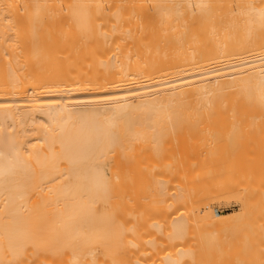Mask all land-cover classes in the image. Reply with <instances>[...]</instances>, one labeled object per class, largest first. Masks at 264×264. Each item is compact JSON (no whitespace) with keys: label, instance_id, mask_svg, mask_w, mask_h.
<instances>
[{"label":"bare ground","instance_id":"1","mask_svg":"<svg viewBox=\"0 0 264 264\" xmlns=\"http://www.w3.org/2000/svg\"><path fill=\"white\" fill-rule=\"evenodd\" d=\"M178 120H264V0H0V264H264L259 143L170 141L137 237L135 157Z\"/></svg>","mask_w":264,"mask_h":264},{"label":"rangeland","instance_id":"2","mask_svg":"<svg viewBox=\"0 0 264 264\" xmlns=\"http://www.w3.org/2000/svg\"><path fill=\"white\" fill-rule=\"evenodd\" d=\"M91 27H93V25ZM99 28H100V26H98L97 29L99 30ZM92 29L90 30L91 32L93 31ZM94 29H96V28H94ZM97 32H100V31H96V34L92 32L93 33L92 36L98 35L99 37H101L102 33L100 32L101 33V35H100V33L98 34ZM89 36L92 37L91 34ZM97 37H96V39H97ZM111 42L112 41L110 40V45H111ZM157 122L161 123V121H157ZM175 123H176V125L177 124L178 125L174 126V127H165L166 131L163 132V134H162L163 137L160 138L159 142H157V143L155 142L154 145L157 144V146H155L157 148L154 147V149H156V152L152 151L153 148L150 147V146H152L151 144H153L154 142L150 143L151 142L150 141L149 146L146 145V150H145V146L142 145L141 140L136 141L137 143L135 142V150L137 149V151H138V149L140 150V144L142 145L141 150L138 151V153H137L138 156L139 155L140 156L135 157V159H137V162H139L137 165V167H139V169H138V168H136L137 162L135 160V162H136L135 163V168H136L135 170H139V171H135V181H139L138 178H140L141 180L143 178V180H144V182L142 181L143 185H140L141 183H139V182H135V190L138 191V192L135 191V193H136L135 205L138 204V206L137 205L135 206V214H136V212H139L136 209H140V207L142 206L141 204L144 203V205L142 206V209H141L142 212H140L141 217L143 218L144 216H149L150 214H152V216H153V218L151 216H149V218L145 217L146 220L136 218L138 220L135 222V224L137 225V227H136L137 228V237H140V238L141 237L143 238L145 236V232H144V228H143L144 224L145 225L148 224L146 222L150 218L151 219L155 218V212H154L155 209L157 207H159V210H160L159 214L160 215L164 209V204H162V203L160 204V206H157V207H156L157 204H154V206H152V204H153L151 202L152 198H150V197L153 194L158 195L161 193V192H158V193L155 192L154 193L152 191V189L154 188L153 190H155V187H152V189H151L152 195L149 193L150 195H148V196L146 195V197H144L146 192H144L145 194L142 193V195L140 192H143L147 188V186H146L145 188L141 189L142 186L144 187L145 185H147V183H145L146 178L148 179L150 177L151 178L153 177L155 179L157 176L159 178H161L162 176L164 178H166V174L168 173V171L166 172L167 169L162 166L163 168H165V170L160 169V171L157 173L156 170L158 171L159 167H157L155 170L152 171V169H153L152 164L153 165L155 164L154 167H156L157 164H159V163L160 164L161 163L168 164V162H169V164H170L171 159L173 160V157L177 158L176 154H174L172 151L171 152L169 151L168 146H167V148L165 147L166 145H168V143L170 141H173L174 139H175V141H176V139H178V140L181 139V140L189 141L190 143H193V144L198 143L199 146H197L196 150L193 151L192 154H190V155L192 157L199 158V159H211L213 157L226 158L227 156H229V151L227 148L228 145L238 144V143H248V144L259 143V144H261L262 149H263L262 150L263 151L262 156L264 159V120H240V121H235V120H208V121L178 120V122L176 121ZM153 129L155 131L156 128L154 127ZM144 138L146 139V140L144 139L145 142H147L148 141V135ZM141 139H143V137ZM152 139H153L152 141H156V140H154L155 138H152ZM144 140H142V141H144ZM158 140L159 139H157V141ZM160 142L165 143V144H163V146H164L163 148H166V149H163V150L165 151L168 149L169 152L165 151L166 152L165 153L164 151H161L162 150L161 149L162 144L160 145V148L158 146ZM157 149H158V151H157ZM137 151H135V155H136ZM169 153H171V154L173 153L174 156L173 157H172V155L169 156ZM178 156H179V154H178ZM175 158H174L173 162L176 160ZM150 164L152 167L149 170ZM163 164H161V165H163ZM148 170L151 171L149 173L152 174V172H153V174L154 175L156 174L157 176L155 177V176H153V174L152 175L150 174L151 176L150 175L148 176L147 175ZM144 171H145V173H143ZM136 172H137V174H136ZM138 173H139V175H138ZM143 174L144 175L146 174L145 178L142 177ZM136 179H138V180H136ZM154 179H153V183L155 182ZM157 180L158 179H156V181ZM161 180H163V179H161ZM149 181L151 184L152 180H147L148 183H149ZM137 183H139V187H140L139 189L137 187L138 186ZM156 183L158 185L161 182L158 181ZM161 185H163V183ZM151 186H154V184ZM163 186H165V184ZM163 186L162 187L160 186V188L164 189ZM148 187H149V185H148ZM162 189H160V190H162ZM160 190H156V191H160ZM165 194L166 193H164V195ZM142 197L145 199V201L141 199ZM148 198H150V200ZM161 198L163 200H165V198H163L162 196H161ZM137 199H139V200H137ZM153 199H154V197H153ZM157 199H158V197L155 198V201ZM162 199H159V200H162ZM141 200H142V202L139 203V201H141ZM148 202H151L152 207H154V208L156 207L155 209L153 208V212H149L150 209L148 208V206L150 203L148 204ZM145 203L148 205H146ZM161 206H163V207L160 209ZM207 208H208V211H211L214 214V216L218 219L219 218L218 215H220V214H231L234 212L243 211V204H242V199H241L240 194L235 189H225V190H221V191H219V192H217L211 196V198L209 199V203H208ZM144 209H145V211L143 212ZM145 213H147L148 215ZM137 215H139V214L137 213ZM143 221H144V224H143ZM148 222H150V221H148ZM139 225H140V227H139ZM141 232H143V233H141ZM138 233L140 234V236L138 235ZM135 253H137V251H135ZM141 253L142 252L139 251L137 254H135V258L139 259V257H137V256L143 257L144 255L142 256ZM135 263H136V261H135Z\"/></svg>","mask_w":264,"mask_h":264},{"label":"built area","instance_id":"3","mask_svg":"<svg viewBox=\"0 0 264 264\" xmlns=\"http://www.w3.org/2000/svg\"><path fill=\"white\" fill-rule=\"evenodd\" d=\"M174 1H190V0H174Z\"/></svg>","mask_w":264,"mask_h":264}]
</instances>
